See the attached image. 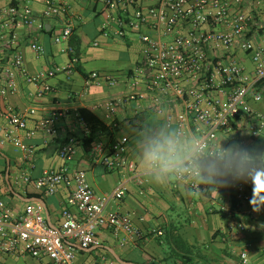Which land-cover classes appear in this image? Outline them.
I'll return each mask as SVG.
<instances>
[{
	"label": "crops",
	"instance_id": "crops-1",
	"mask_svg": "<svg viewBox=\"0 0 264 264\" xmlns=\"http://www.w3.org/2000/svg\"><path fill=\"white\" fill-rule=\"evenodd\" d=\"M46 0H0V9L17 6L29 8L45 24V30L24 25L18 27L20 50L25 56V65L30 74L53 71L70 63V56L62 53V46L54 44L53 38L64 23L46 19L43 13ZM69 8V23L73 36L68 43L76 49L80 62L71 75L56 74L48 82L52 92L39 96L38 88L21 79L16 94L0 96V109L13 107L18 110L35 109L28 130L19 131L25 143L35 146L36 154L30 162L11 144H0V215L11 211L22 215L30 203L28 194H43L46 218L53 227H60L62 213L69 209L78 215L72 203L75 184L65 183L55 195L35 189L33 184L23 182V176L34 180L51 171L68 167L71 172L84 170L94 190L101 195L111 194L122 184L124 198L110 202L108 209L129 216L133 225L142 234L132 239L125 235L127 244L122 246L109 232L102 231L101 248L83 249L70 241L78 250V262H95L101 256L121 264L117 257L132 264H242L241 253L247 251L250 264H264V208L253 211L251 202H238L230 185L231 171L222 161L213 157L205 159L204 174L193 180L201 184L194 189L190 182L179 181L174 172L159 176L149 171L144 164L146 147L155 139L171 136L177 139V126L167 123L166 115H159L149 105L145 84L133 73L138 66L144 44L136 36L118 39L102 35L103 4L91 0H56ZM234 12L244 13L258 24L259 32H253L252 40L264 45V0H230ZM155 0H142L139 9L148 10ZM151 35L149 28L143 30ZM41 44L45 53L39 55L32 44ZM98 44L95 46V44ZM67 45V44H66ZM76 45V46H75ZM12 55L8 52L7 56ZM239 59L253 70L250 58L238 54ZM98 72L117 80L116 86L106 82L88 83L89 76ZM262 101L253 102V115H243L228 133H220L216 146L225 151L228 160L237 167L243 159L246 178H255L257 187L251 185L247 192L256 199L264 194V184L259 177L264 174V131L257 136L252 133L254 115H264V87ZM115 98H124L112 119L107 117L106 104ZM82 108L93 111L108 126L116 127L112 144L109 137L101 138L106 152L123 137L129 139L128 159L137 164L140 178L128 170H108L95 159L92 152L86 154L82 145L70 159H63L60 150L70 138H78L85 132L78 111ZM181 103L172 105V112L179 114ZM57 115L59 135L49 136L38 124L50 115ZM31 132H35L33 136ZM198 132L192 129L178 140L187 145L189 158L193 152ZM93 151V150H92ZM254 205V204H253ZM240 226L244 229L241 230ZM114 253L117 257L114 256ZM0 264H48L24 253L2 254Z\"/></svg>",
	"mask_w": 264,
	"mask_h": 264
},
{
	"label": "built area",
	"instance_id": "built-area-1",
	"mask_svg": "<svg viewBox=\"0 0 264 264\" xmlns=\"http://www.w3.org/2000/svg\"><path fill=\"white\" fill-rule=\"evenodd\" d=\"M103 4L102 35L118 39L132 36L144 44L141 60L134 70V77L145 84V96L149 105L159 115L167 116L169 125L177 126V139L184 137L188 129L198 132L191 156L184 161L183 170L174 172L179 181L190 182L194 189L201 184L193 179L204 174L205 159L213 157L222 161L231 171L230 185L238 202L259 203L264 208V194L254 198L247 192L255 178H246L228 160L225 151L217 148L220 133H228L233 124L243 115H253L252 103L263 97L258 85L264 82V45L252 40L259 26L250 16L234 12L230 0H155L148 9H139L142 0H91ZM43 17L64 23L54 38V44L62 46V53L70 56V63L53 71L30 74L25 65V56L20 50L18 27L45 30L44 22L29 8L9 6L0 9V96L19 91L20 80L38 88L39 96L52 92L48 80L56 74L71 75L80 59L77 50L68 44L73 36L69 23V8L56 0H46ZM149 28L152 34L143 32ZM67 44V45H66ZM98 44L96 43L95 46ZM33 50L39 55L44 47L35 42ZM8 52L12 55L7 56ZM248 56L253 64L249 70L238 54ZM106 82L116 86L117 80L93 72L88 83ZM124 98H115L106 104L107 117L112 119ZM181 103L179 114L172 112V105ZM35 109L18 110L13 107L0 109V144H11L32 162L36 148L25 143L19 131L28 130ZM79 118V116H78ZM80 119V118H79ZM252 125L254 136L264 131V115L256 113ZM80 123L86 124L80 119ZM38 127L52 137L59 135L58 117L44 118ZM35 132H31L33 136ZM81 141L70 138L60 150L63 159L78 153ZM129 139L123 137L106 152L103 144L94 146L92 155L108 170H128L140 178L137 164L128 159ZM201 160V161H200ZM201 164H200V162ZM23 182L33 184L35 189L55 195L65 183L74 182L72 203L78 215L69 209L62 213L60 227L51 226L46 218L45 206L30 203L25 212L17 216L11 211L0 215V252L2 254L24 253L48 264H117L101 256L95 262H78V250L70 241L83 249L101 248L100 233L109 232L122 246L127 244L125 235L141 238L128 215L108 209L110 202L124 198L122 184L111 194H98L88 181L87 172H71L68 167L51 171L34 180L23 176ZM243 230L244 227L240 226ZM242 264H250L247 251L241 253Z\"/></svg>",
	"mask_w": 264,
	"mask_h": 264
},
{
	"label": "clouds",
	"instance_id": "clouds-1",
	"mask_svg": "<svg viewBox=\"0 0 264 264\" xmlns=\"http://www.w3.org/2000/svg\"><path fill=\"white\" fill-rule=\"evenodd\" d=\"M188 146L171 136L161 137L152 141L145 150L144 164L149 171L156 172L159 176L183 170L184 161L187 159ZM245 161L237 162V168L242 169ZM260 184H264V174L260 177ZM253 191L257 187L251 183ZM255 197H253L254 199ZM253 211H259L260 205H253Z\"/></svg>",
	"mask_w": 264,
	"mask_h": 264
},
{
	"label": "trees",
	"instance_id": "trees-1",
	"mask_svg": "<svg viewBox=\"0 0 264 264\" xmlns=\"http://www.w3.org/2000/svg\"><path fill=\"white\" fill-rule=\"evenodd\" d=\"M76 46V45H75ZM78 46H76L77 48ZM78 50V49H76ZM264 82L258 85V90H263ZM79 118L86 124L88 131L83 132L81 136V145L86 154L92 152L94 146L101 141L102 137H109V143L114 141L115 134L118 129L116 127L108 126L103 122L93 111L82 108L78 111ZM201 161V160H200ZM199 161V162H200ZM201 164V162H200ZM29 198H43V194H28Z\"/></svg>",
	"mask_w": 264,
	"mask_h": 264
},
{
	"label": "water",
	"instance_id": "water-1",
	"mask_svg": "<svg viewBox=\"0 0 264 264\" xmlns=\"http://www.w3.org/2000/svg\"><path fill=\"white\" fill-rule=\"evenodd\" d=\"M28 201H29V202H42V203H44L43 200H41V199H37V198L31 199V200H28ZM114 256L117 257V256L115 255V253H114ZM117 259H118V261H119L121 264H132V263L125 262V261H123L122 259H120V258H118V257H117Z\"/></svg>",
	"mask_w": 264,
	"mask_h": 264
}]
</instances>
